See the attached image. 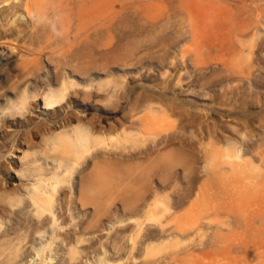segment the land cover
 I'll return each mask as SVG.
<instances>
[{
    "label": "rangeland",
    "instance_id": "obj_1",
    "mask_svg": "<svg viewBox=\"0 0 264 264\" xmlns=\"http://www.w3.org/2000/svg\"><path fill=\"white\" fill-rule=\"evenodd\" d=\"M0 41V146L45 123L24 154L71 167L52 220L10 174L0 264H264V0H0Z\"/></svg>",
    "mask_w": 264,
    "mask_h": 264
},
{
    "label": "bare ground",
    "instance_id": "obj_2",
    "mask_svg": "<svg viewBox=\"0 0 264 264\" xmlns=\"http://www.w3.org/2000/svg\"><path fill=\"white\" fill-rule=\"evenodd\" d=\"M28 8V7H27ZM30 8V7H29ZM22 9V8H21ZM14 20V19H13ZM33 35V34H32ZM32 35H31V37H32ZM28 37H30V36H28ZM27 37V39L26 40H28L29 38ZM30 37V38H31ZM32 40V39H31ZM33 41V40H32ZM26 42V41H25ZM25 42H24V44H25ZM31 42V41H30ZM0 43H1V41H0ZM31 45V44H30ZM29 45V46H30ZM2 46H3V44H2ZM9 46V45H8ZM23 46H25V48H26V46L27 47H29L28 45H22L21 47L23 48ZM31 47H32V45H31ZM24 48V49H25ZM26 49H28V48H26ZM29 49H30V47H29ZM31 50V49H30ZM25 51H27V50H25ZM33 52V51H32ZM33 53H35V52H33ZM35 55H36V53H35ZM36 56H39V53H37V55ZM36 59V58H35ZM2 79L4 80V82H5V84H7V82H9V74H8V72H5V74L3 73V76H2ZM23 82V81H22ZM10 87V86H9ZM2 87H0V89H1ZM15 88H17V85H16V87ZM4 89V91H2V92H0V102L1 101H3V99L2 98H4L5 96H8V94L10 93V89H12L11 87H10V89H5V88H3ZM10 90V91H9ZM16 91V90H15ZM69 91V85H64V86H62L60 89H58V90H54V91H52L51 93H49V94H47L45 97H44V100H43V102H44V109H46L47 111L48 110H51V109H53L54 107H57L61 102H63V100L65 99V96H66V93ZM39 97V96H38ZM152 98V97H151ZM6 101V104L5 105H9V104H11V102H8V100H5ZM21 103H16L15 104V106H19ZM60 107V106H59ZM21 109V108H20ZM11 110H15V109H11ZM22 110V109H21ZM84 111H86V109L84 110ZM19 112V111H18ZM13 112H11V111H8V110H6V109H1L0 110V125H1V127H4V126H6L7 124H12V117H13ZM72 116V115H71ZM20 117V116H19ZM83 118V117H82ZM62 121V120H61ZM66 121V120H65ZM69 120H67L66 122H64V123H67ZM76 121H78L77 120V118H76ZM84 121V120H83ZM90 121V120H89ZM40 123V122H39ZM82 123V122H81ZM35 123H33V125H34ZM38 124V123H37ZM83 124V123H82ZM82 124H80V121H78L74 126H72V129H70V131L68 130V127H67V133H66V131H65V129H63V131H65V133H60V132H63L62 130H59L58 131V133H60V135H65L64 136V139H62V142H60V143H57V142H55L56 143V146H57V144L59 145H71V144H75L76 142L77 143H80V144H85V143H87V141L89 140V138H94V136H95V133L93 132L94 131V127L93 126H91L92 128L90 129L89 127H90V125H86V124H83V125H85L86 127H84V126H82ZM30 125V124H29ZM32 125V124H31ZM57 125V124H56ZM67 125V124H66ZM116 125V124H115ZM115 125H110L109 126V131H112L113 132V130H114V128H115V130H116V127H115ZM49 126H51V125H48V124H45V123H42V124H38V125H36V127L34 126V128L33 127H31V133H30V135L29 134H24V131L22 130H18L17 132L15 131L14 133H13V135L11 136V138L10 139H7L6 137V139L3 141V144L1 143V146H0V151H1V161H0V191H1V189L3 190V189H5L6 187H8V186H10L11 185V180H10V178H11V173H12V176H13V174H14V177L17 179L18 178V180H20V184L18 185V186H16V188H14L13 189V191H12V193H8V196L9 195H12V196H14L13 194L14 193H17V196L19 197L20 195L21 196H24L25 197V194H27L28 196H30L27 200H29L28 202H29V204H31V205H34L33 207L35 208V210H37V212H45V211H47L48 212V214L46 215V217H45V219L46 220H52V218L54 219L55 217H56V215L54 214V212L52 211V208H53V199L55 198V194L59 191V189H60V187H61V185H62V183H63V181L65 180L64 179V177L66 176V175H68L69 173H71V167L70 166H65L64 167V170H61V168H63V166H61V164H57V165H52V164H49V165H45V161H44V164L43 163H41L42 165H40V160L39 159H35V157H34V159H30L29 160V155H25L24 154V152H26V151H23V147L25 148V147H30V148H32L33 147V145H32V140H33V138H34V136H37V135H39L40 133H41V131L42 130H45V129H48V127ZM64 126V125H63ZM63 126H61V127H63ZM88 126V127H87ZM58 127V126H57ZM59 127H60V125H59ZM52 128H54V127H52ZM63 128H66L65 126L63 127ZM9 129V128H8ZM29 129V128H28ZM62 129V128H61ZM30 130V129H29ZM12 131V130H11ZM49 132H51L50 130H48ZM46 133H47V131H45ZM69 132H73L74 134H75V136H74V134L72 135V133H69ZM100 132V131H99ZM5 133V132H4ZM42 133H43V131H42ZM41 133V134H42ZM56 133V132H55ZM55 133H53V135H51L52 134V132L49 134L52 138H53V136L54 137H58V136H55ZM58 133H56V135L58 134ZM102 135H103V132H100ZM78 134V135H77ZM100 134V135H101ZM8 135V134H7ZM101 135V136H102ZM105 135V134H104ZM129 135V134H128ZM48 136V135H47ZM98 136H99V134H98ZM98 136H96V137H98ZM100 136V137H101ZM1 137H3V136H1ZM44 137V136H43ZM47 138V137H46ZM52 138H50V139H52ZM56 138H55V140H56ZM77 138V139H76ZM102 138H104V137H102ZM180 138V137H179ZM44 140V144H45V137L43 138ZM48 139V138H47ZM54 139V138H53ZM95 139V138H94ZM101 139V138H100ZM102 140V139H101ZM167 140V139H166ZM166 140H165V142H166ZM49 141V140H48ZM51 141H53L54 142V140H51ZM93 141V140H92ZM95 141H97V139H95ZM175 141V140H174ZM191 141H194V140H191ZM1 142V141H0ZM53 142H51V143H53ZM94 142V141H93ZM195 143V142H194ZM234 143V142H233ZM93 144V143H92ZM170 144V143H169ZM47 145H49V146H52L53 144H50V141H49V144H47ZM55 145V144H54ZM238 145V144H237ZM48 146V147H49ZM165 146V145H164ZM234 146V145H233ZM232 146V148H234ZM27 147V148H28ZM226 147V146H225ZM228 147V146H227ZM211 148V147H210ZM224 148V147H223ZM236 148V147H235ZM5 149V151H4V153H3V150ZM156 149V148H155ZM157 149H160V147L158 148L157 147ZM156 149V150H157ZM220 149V148H219ZM223 150H225V149H223ZM233 151H235L234 152V154L236 155L237 154V156H239L238 155V153L240 154V157H242V154H241V152H239V149H238V153L236 152V149H232ZM23 152V153H22ZM28 152H30V155H33L32 153L33 152H31V151H28ZM226 152V151H225ZM6 153H7V155H6ZM18 153H22L23 155H25V157H22V155H21V157L19 158L18 157ZM227 153V152H226ZM229 154H230V152H229ZM233 154V157L235 156ZM228 155V154H227ZM29 156V157H28ZM102 156V155H101ZM237 156H235V157H237ZM96 157H99V154H97V155H95V158ZM228 157H229V155H228ZM232 157V158H233ZM32 158V157H31ZM232 158H230V159H232ZM106 159V158H105ZM250 159V158H249ZM244 160H248V159H245L244 158ZM14 162V163H13ZM239 162V161H238ZM242 162V161H241ZM250 162H251V160H250ZM16 164H18V165H20V170L19 171H17V172H15V173H13V171H16V170H14L15 169V167H16ZM66 164V163H65ZM43 165H45V166H43ZM47 166H49V168L47 167ZM23 169V170H22ZM21 170H22V172L24 171H26V173H21ZM74 170H75V168H74ZM74 172V171H73ZM103 173V172H102ZM10 175V176H9ZM2 177V178H1ZM10 177V178H9ZM186 177V176H185ZM13 178V177H12ZM186 179V178H185ZM26 182H29L30 183V185H31V187H29L28 186V188H25V185H27V183ZM5 191V190H4ZM3 191V192H4ZM5 193V192H4ZM16 196V195H15ZM21 199H22V197H21ZM55 200V199H54ZM81 202H83V201H81ZM182 204V203H181ZM85 205V204H84ZM83 205V206H84ZM157 207V206H156ZM33 208V209H34ZM83 208V207H82ZM5 209V207L0 203V215L2 214V212H3V210ZM155 209V208H154ZM154 211V210H153ZM3 214H4V212H3ZM50 216V217H49ZM1 218V217H0ZM42 218V217H41ZM39 219V218H38ZM2 220V219H1ZM0 220V221H1ZM19 220V219H18ZM39 221V220H38ZM38 221H36V220H34L33 221V223H31V230L28 232V236L30 237V238H36L37 237V235L35 234L34 235V233H35V228H34V226H37V224H38ZM41 221H43V220H41ZM2 222H3V220H2ZM21 224L23 225L24 224V221H23V219L21 218ZM1 223V222H0ZM41 223H43V222H41ZM1 225H2V223H1ZM42 225V224H41ZM51 226H52V224H51ZM1 228V227H0ZM47 231V230H46ZM63 232V231H62ZM49 234H50V236H54V237H56V238H59L60 236H61V233L60 232H55V228H54V231H52V232H48ZM39 236V235H38ZM41 236V235H40ZM39 236V237H40ZM42 236L44 237V236H46V234L44 233V234H42ZM65 236L66 237H68L69 239H71V233L70 232H67V233H65ZM53 237V238H54ZM41 238V237H40ZM52 238V239H53ZM59 239H61V238H59ZM170 239H172V238H170ZM56 241H51V243L49 244V241H48V247H52L54 244L53 243H55ZM57 242H58V239H57ZM162 242V241H161ZM165 242V241H164ZM53 244V245H52ZM78 245H80V244H78ZM73 246V245H72ZM46 246L44 247V249L42 250V252H38L37 251V256L39 257V256H41V259H40V264H50V263H52L51 262V260L49 259V262H47L46 260H47V251H46ZM50 250H53V249H50ZM74 251V250H73ZM77 251V250H76ZM50 252H52V251H50ZM39 253V254H38ZM41 253H42V255H41ZM103 253H104V251H103ZM11 254V253H10ZM24 255L26 254V252L25 253H23ZM12 256V255H11ZM35 256V255H34ZM34 256H33V258H34ZM73 256V255H72ZM36 257V256H35ZM50 257V256H49ZM104 257V256H103ZM40 258V257H39ZM54 259V258H53ZM76 259V258H75ZM101 260V259H100ZM16 261V260H15ZM29 261V260H28ZM30 261H31V259H30ZM33 261V260H32ZM31 261V262H32ZM55 261V260H54ZM30 262V263H31ZM34 262V261H33ZM89 263V262H88ZM91 263V262H90ZM89 263V264H90ZM108 263V262H107ZM85 264H86V262H85Z\"/></svg>",
    "mask_w": 264,
    "mask_h": 264
}]
</instances>
